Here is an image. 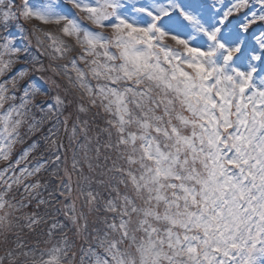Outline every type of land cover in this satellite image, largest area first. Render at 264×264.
<instances>
[{"label": "snow or ice", "instance_id": "obj_1", "mask_svg": "<svg viewBox=\"0 0 264 264\" xmlns=\"http://www.w3.org/2000/svg\"><path fill=\"white\" fill-rule=\"evenodd\" d=\"M0 264H264V0H0Z\"/></svg>", "mask_w": 264, "mask_h": 264}]
</instances>
